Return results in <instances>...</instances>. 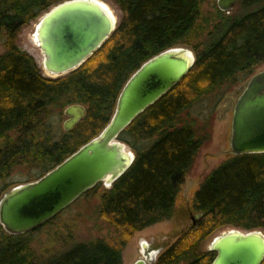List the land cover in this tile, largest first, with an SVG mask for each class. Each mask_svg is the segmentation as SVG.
Masks as SVG:
<instances>
[{"label":"trees","instance_id":"trees-1","mask_svg":"<svg viewBox=\"0 0 264 264\" xmlns=\"http://www.w3.org/2000/svg\"><path fill=\"white\" fill-rule=\"evenodd\" d=\"M62 1L0 0V178L22 166L42 177L97 136L127 80L153 56L190 46L196 59L121 132L136 154L130 168L111 187L100 182L85 193L99 196V215L115 236H69L67 248L42 258L32 246V231L9 234L0 224V264H123V250L136 232L177 212L182 186L211 138L210 121L198 122L190 109L264 64V0H240L233 14L218 7L205 13L208 0H113L122 11L116 30L78 68L50 77L18 40L24 27ZM75 103L86 106V117L71 131L59 130L54 116ZM5 190L7 184L0 198ZM186 208L197 213V223L154 264H212L217 252L204 245L217 232L264 230V153L231 154L205 176Z\"/></svg>","mask_w":264,"mask_h":264},{"label":"water","instance_id":"water-1","mask_svg":"<svg viewBox=\"0 0 264 264\" xmlns=\"http://www.w3.org/2000/svg\"><path fill=\"white\" fill-rule=\"evenodd\" d=\"M240 0H217L229 12ZM117 16L105 0H64L44 12L34 36L43 54L45 75L59 77L84 63L116 30ZM194 52L185 46L162 51L144 62L127 80L108 124L90 141L37 180L20 184L0 198V224L9 234L34 231L102 182L108 187L133 164L135 152L119 136L189 71ZM65 131L87 115L85 105L64 110ZM230 153H264V69L250 76L235 99ZM192 223L197 219L192 216ZM217 252L212 264H262L264 230L227 228L216 233L209 249ZM135 264H146L139 259Z\"/></svg>","mask_w":264,"mask_h":264},{"label":"rangeland","instance_id":"rangeland-1","mask_svg":"<svg viewBox=\"0 0 264 264\" xmlns=\"http://www.w3.org/2000/svg\"><path fill=\"white\" fill-rule=\"evenodd\" d=\"M105 1L110 5L120 22L122 11L117 4L113 0ZM216 10L217 0L204 2L203 11L205 13H214ZM237 10L238 7L236 6L229 11V14H233ZM39 18L23 28L19 35L18 44L23 50L34 56L38 66L46 74L43 67L41 49L39 47L36 48L32 43L35 25ZM185 47L193 51L190 46ZM3 51V42L0 40V54ZM262 69H264V64L258 67L256 71ZM249 78L231 88L226 89L224 87L204 96L190 109V116L197 117L198 122L203 120L210 121L211 138L202 146L193 169L182 186L177 212L167 220L136 232L123 250V264H135L139 259L145 260L146 264H152L159 253L171 245L184 230L192 225V215L196 216V212L188 210L186 205L189 203L194 191L199 188L205 176L231 156L230 136L234 102ZM53 119L59 130L65 131L63 124L67 119L66 115L58 113ZM128 146L134 151L131 145L128 144ZM39 178L27 166H22L15 169L8 177L0 178V187L7 184L8 190H10L17 185ZM103 186L108 187L104 183ZM8 190H5L3 194ZM98 207V195L84 194L59 213L52 222L46 223L32 231L30 233L32 246L39 256L46 258L51 253L67 248L72 242L69 236L75 241H88L96 238L110 239L115 236L114 228L101 218ZM211 239L212 237L205 243V249H209Z\"/></svg>","mask_w":264,"mask_h":264},{"label":"bare ground","instance_id":"bare-ground-1","mask_svg":"<svg viewBox=\"0 0 264 264\" xmlns=\"http://www.w3.org/2000/svg\"><path fill=\"white\" fill-rule=\"evenodd\" d=\"M110 6V5H109ZM112 9V8H111ZM113 13L115 14V12L113 11ZM32 43H33V45L36 47V48H38L39 46H38V42H37V40H36V38H35V36H34V34H33V37H32Z\"/></svg>","mask_w":264,"mask_h":264},{"label":"flooded vegetation","instance_id":"flooded-vegetation-1","mask_svg":"<svg viewBox=\"0 0 264 264\" xmlns=\"http://www.w3.org/2000/svg\"><path fill=\"white\" fill-rule=\"evenodd\" d=\"M218 7V6H217ZM236 7V6H235ZM224 12H227V11H224ZM227 13H229V12H227ZM192 216H194V214L192 215ZM196 219H197V213H196V216H194ZM152 251H158V250H152ZM160 254V253H159ZM159 256V255H158ZM157 259V258H156ZM156 261V260H155ZM155 261L152 263V264H154L155 263Z\"/></svg>","mask_w":264,"mask_h":264}]
</instances>
